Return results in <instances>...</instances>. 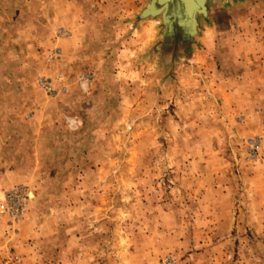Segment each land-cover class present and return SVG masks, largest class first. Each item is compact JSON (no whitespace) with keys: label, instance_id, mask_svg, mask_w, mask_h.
<instances>
[{"label":"rangeland","instance_id":"obj_1","mask_svg":"<svg viewBox=\"0 0 264 264\" xmlns=\"http://www.w3.org/2000/svg\"><path fill=\"white\" fill-rule=\"evenodd\" d=\"M102 1L94 57L0 45V204L27 195L0 264H264V0L211 1L177 52L147 0Z\"/></svg>","mask_w":264,"mask_h":264},{"label":"crops","instance_id":"obj_2","mask_svg":"<svg viewBox=\"0 0 264 264\" xmlns=\"http://www.w3.org/2000/svg\"><path fill=\"white\" fill-rule=\"evenodd\" d=\"M28 1L17 0V6L5 7L3 10L0 8V45L14 46L16 42L20 44V40L28 39L34 46H48V49L50 46H58L57 56L62 61L70 56L66 46H72L74 60L76 57L87 59L94 57L97 47L105 44L112 35L114 13L109 6L103 5L102 0H83L82 4H77L78 0H57V5L54 1L51 3V0H40V4L36 1L29 4ZM142 22L145 21H137L134 24ZM47 51L42 50V54L46 55ZM3 55L5 60H12V56L7 57L6 53ZM48 56L47 63L53 58L50 54ZM239 77L242 78L241 75ZM65 92L67 91L63 93ZM61 116L60 121L66 123L76 125V121L81 122L78 116L65 111L60 118ZM31 119L34 120L35 115H32ZM14 184L10 185V188H13Z\"/></svg>","mask_w":264,"mask_h":264},{"label":"water","instance_id":"obj_3","mask_svg":"<svg viewBox=\"0 0 264 264\" xmlns=\"http://www.w3.org/2000/svg\"><path fill=\"white\" fill-rule=\"evenodd\" d=\"M211 1L229 5L242 0H147V5L134 17V22L159 19L163 41L168 42L164 48L177 52L182 48L181 42L185 41L184 50L188 51L199 35L200 21L209 16ZM156 45L162 47L161 41Z\"/></svg>","mask_w":264,"mask_h":264},{"label":"built area","instance_id":"obj_4","mask_svg":"<svg viewBox=\"0 0 264 264\" xmlns=\"http://www.w3.org/2000/svg\"><path fill=\"white\" fill-rule=\"evenodd\" d=\"M48 92H53L52 86L45 84ZM27 195L21 188L12 189L4 194L3 201L0 204V212L6 214L11 219L17 220L25 213Z\"/></svg>","mask_w":264,"mask_h":264}]
</instances>
